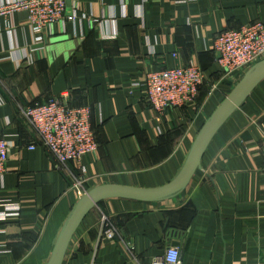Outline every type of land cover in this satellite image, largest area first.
I'll return each instance as SVG.
<instances>
[{"label":"crops","instance_id":"crops-1","mask_svg":"<svg viewBox=\"0 0 264 264\" xmlns=\"http://www.w3.org/2000/svg\"><path fill=\"white\" fill-rule=\"evenodd\" d=\"M69 12L39 47L25 11H0V136L13 146L0 174V214L7 213L0 264H46L85 192L171 182L246 72L229 86L232 74L211 50L214 36L264 22V0H71ZM190 63L207 82L182 108L157 113L133 85L148 71ZM62 93L73 106H90L98 143L67 171L21 114ZM263 137L264 77L214 133L184 188L156 200L102 199L80 221L61 264H151L168 246L179 248L181 264H264ZM103 218L116 229L113 239L101 235Z\"/></svg>","mask_w":264,"mask_h":264},{"label":"built area","instance_id":"built-area-1","mask_svg":"<svg viewBox=\"0 0 264 264\" xmlns=\"http://www.w3.org/2000/svg\"><path fill=\"white\" fill-rule=\"evenodd\" d=\"M18 9L25 11L27 23L34 35L33 43L38 45L52 34L51 27L63 20L66 2L16 0L0 6L1 12ZM211 50L225 74L247 71L264 59V22L255 20L238 28L219 31L212 40ZM206 82L204 70L190 63L148 71L141 81L133 85L140 86L150 107L162 113L167 108H182L193 102ZM65 97L66 93H62L59 98L26 105L21 108V114L35 131L39 144L52 155L59 168L67 171L70 162H79L84 155L95 152L98 143L91 124L90 106H73ZM12 147L9 138L0 136V174L5 171ZM35 147L33 143L28 145L30 149ZM261 150L264 164V137ZM79 169L81 172L84 170L83 166H79ZM81 181L82 178L78 179V183ZM18 208L16 206L13 209L17 211ZM6 215L2 211L0 219ZM100 225L102 237H115L116 229L106 218L101 220ZM151 264H181L179 248L168 246L161 259Z\"/></svg>","mask_w":264,"mask_h":264},{"label":"water","instance_id":"water-1","mask_svg":"<svg viewBox=\"0 0 264 264\" xmlns=\"http://www.w3.org/2000/svg\"><path fill=\"white\" fill-rule=\"evenodd\" d=\"M67 14L71 0H65ZM47 39L38 44L43 47ZM264 77V59L249 68L228 96L214 110L201 129L188 159L180 173L168 184L157 188H136L118 185H103L86 192L74 207L65 223L54 250L46 264H61L67 246L85 214L99 201L107 197H130L140 200H156L170 196L186 186L200 164L201 157L214 133L225 118L238 105L249 91Z\"/></svg>","mask_w":264,"mask_h":264},{"label":"rangeland","instance_id":"rangeland-1","mask_svg":"<svg viewBox=\"0 0 264 264\" xmlns=\"http://www.w3.org/2000/svg\"><path fill=\"white\" fill-rule=\"evenodd\" d=\"M236 73H238V72L231 73L232 76H230L228 78V80H230V81H227V83L229 84V86H232V84H235L239 80L240 75L242 74V72H239L238 75H236ZM233 74H235V75H233Z\"/></svg>","mask_w":264,"mask_h":264}]
</instances>
